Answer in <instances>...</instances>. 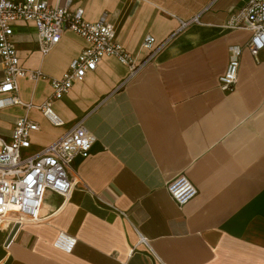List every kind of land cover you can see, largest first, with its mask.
Here are the masks:
<instances>
[{"label": "crops", "instance_id": "crops-1", "mask_svg": "<svg viewBox=\"0 0 264 264\" xmlns=\"http://www.w3.org/2000/svg\"><path fill=\"white\" fill-rule=\"evenodd\" d=\"M45 1L106 18L138 68L101 58L51 100L54 125L38 106L88 42L66 30L43 54L35 25L13 24L20 65L44 77L17 80L23 104L0 107V137L29 118L33 154L84 118L95 141L73 161L91 192L77 186L64 201L47 190L40 221L0 229V264H264V52L255 59L250 31L225 26L248 0ZM148 35L166 43L140 64ZM232 45L237 81L223 90ZM181 175L197 193L179 206L165 185ZM60 233L75 239L70 251L55 245Z\"/></svg>", "mask_w": 264, "mask_h": 264}, {"label": "built area", "instance_id": "built-area-1", "mask_svg": "<svg viewBox=\"0 0 264 264\" xmlns=\"http://www.w3.org/2000/svg\"><path fill=\"white\" fill-rule=\"evenodd\" d=\"M18 21H29L35 25L37 43L43 54L58 43L66 30L88 42L63 75L50 80L52 95L38 106L54 125H62L63 122L52 110L51 100L68 93L71 85L94 70L101 58L114 56L128 64L132 73L138 68L116 39L113 25L106 18L87 21L83 18L82 9L71 12L67 6L50 5L45 0H0V64L3 71L0 107L23 104L17 95L19 78L36 81L44 77L39 69H27L19 63L12 40L13 24ZM185 24L181 22L180 26ZM225 26L250 31L246 48L255 59L264 52V0H248L226 21ZM165 43H155L154 37L146 36L143 47L148 53L140 64L151 60ZM240 53L238 45L229 47V61L219 78L223 90L232 89L237 81ZM25 106L33 107L30 103ZM37 128L34 121L19 117L10 140L0 137V229L10 227V234L23 224L40 221V209L47 190L61 195L64 201L77 186L91 192L73 165L77 156H89L95 141V136L84 126V118L77 120L55 142L36 153L24 154L23 150L30 146L29 134ZM165 186L179 206L197 193L195 185L183 175L167 181ZM74 242L75 239L60 233L55 245L70 251Z\"/></svg>", "mask_w": 264, "mask_h": 264}]
</instances>
